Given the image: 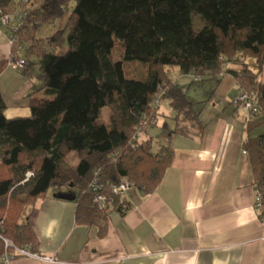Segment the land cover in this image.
I'll return each instance as SVG.
<instances>
[{
    "label": "trees",
    "instance_id": "1",
    "mask_svg": "<svg viewBox=\"0 0 264 264\" xmlns=\"http://www.w3.org/2000/svg\"><path fill=\"white\" fill-rule=\"evenodd\" d=\"M0 8L22 17L27 68L38 66L45 83L30 96L27 116L8 118L0 92V258L9 252L17 259L26 245L37 249V202L51 187H73L76 224L96 227L100 239L111 213L99 210V192L126 215L132 206L113 186L127 180L144 195L156 191L173 160L169 146L154 147L150 129L158 122L143 129L159 118L156 100L174 112L173 127L163 126L168 135L196 139L205 129L196 103L170 80L173 68L202 84L218 80L225 64L241 63L242 70L227 73L260 108L247 119L243 149L264 204V135L254 134L264 126V0H0ZM65 17L53 36H37L42 25ZM65 33L68 49L59 53ZM134 61L148 65L144 80L126 76L124 63ZM28 171L33 177L20 185Z\"/></svg>",
    "mask_w": 264,
    "mask_h": 264
},
{
    "label": "crops",
    "instance_id": "2",
    "mask_svg": "<svg viewBox=\"0 0 264 264\" xmlns=\"http://www.w3.org/2000/svg\"><path fill=\"white\" fill-rule=\"evenodd\" d=\"M10 39V30L0 26V92L5 114L13 118L30 114V96L45 83L38 66L14 68ZM247 62L250 65L251 59ZM242 69L241 63L225 64L218 80L189 88L205 126L203 134L196 139L167 134L165 146L171 148L173 160L160 186L149 195L131 188L125 195L131 210L110 214L106 237L97 238L96 227L76 224L75 201L60 198L76 191L72 186L71 192L58 188L37 202L33 228L35 252L58 262L19 257L11 264H263L258 190L243 149L246 112L234 104L242 88L227 73ZM163 113L158 110V117ZM168 115L170 123L164 125L171 129L174 112ZM254 134L264 135V126Z\"/></svg>",
    "mask_w": 264,
    "mask_h": 264
},
{
    "label": "built area",
    "instance_id": "3",
    "mask_svg": "<svg viewBox=\"0 0 264 264\" xmlns=\"http://www.w3.org/2000/svg\"><path fill=\"white\" fill-rule=\"evenodd\" d=\"M22 25V17L20 15L14 16L7 14L0 8V26L7 27L11 32L10 41L11 44L15 46V49L12 54V65L18 70L27 69V60L25 58L26 47L24 44L21 43L19 37V31ZM159 102L160 101L156 100V102L154 103L155 109L159 107ZM234 104L241 107L246 112V120L260 113V108L255 105L254 94L250 91L242 90L240 94L235 98ZM156 123L157 119L151 118L150 120H147L143 123V129L148 130ZM141 135L142 131H140L136 137H139ZM33 175V171H28L25 175V178L20 182V185H24L25 183L29 182ZM93 188L95 191L100 190V188L96 185V181L93 182ZM130 189L131 183H129L127 180H122L119 185L112 187V193L119 196H125ZM95 202L97 203L99 210L103 213H113V205L104 193L99 192L95 197ZM256 209L258 210L259 214L264 212L262 194L259 191L257 193ZM259 219L262 225L264 226V215L259 216ZM5 244L6 247H9L11 245V243L7 240H5ZM16 253L20 257H28L34 260H40L49 263L58 262L56 257L40 255L39 253L33 251L31 249V246L29 245L17 248ZM12 261L13 255H11V253L9 252H6L0 258V263L2 264H11Z\"/></svg>",
    "mask_w": 264,
    "mask_h": 264
},
{
    "label": "rangeland",
    "instance_id": "4",
    "mask_svg": "<svg viewBox=\"0 0 264 264\" xmlns=\"http://www.w3.org/2000/svg\"><path fill=\"white\" fill-rule=\"evenodd\" d=\"M74 2H72L73 4ZM67 20V17L63 18V19H58L56 22L50 23V24H45L42 25L38 31H37V36L41 37V38H47V37H51L53 36V34L57 31L60 30L61 28H63L65 22ZM196 23H199V19L196 18ZM68 49V44H67V38H66V33L64 34V36L61 38L59 44H58V52L62 53L64 51H66ZM113 56L115 60H119L122 59L123 56V50L119 47L115 48L113 51ZM250 67L251 68H255V60H251L250 63ZM124 69H125V74L128 78H134V79H139V80H144L145 78H147L148 76V65H144L141 64L139 62H130V63H124ZM169 77L170 80L172 82H178L180 88L186 93L188 94V90L190 87H193V89H197L199 88V86L197 84H194L193 82H191V80H187V75H183L181 74V72L179 71L178 68H173L170 72H169ZM179 77H183L182 79H179ZM247 91V90H246ZM189 98H193V95L191 93L188 94ZM159 110V112H164L163 114L160 115L159 118V127L160 128H156L154 127V147L157 150L158 147L161 146H165L167 145L168 141H167V133L164 132L162 125H164L165 123H170V118L169 115L170 113H172V108L169 105V102L167 100H162V102H160L159 107L157 108ZM158 122V120H157ZM152 130V128L150 129ZM154 149V150H155ZM73 156H71V158L69 159V162L71 163H76L77 160L74 156V154H72ZM58 188L55 187H51L49 190L48 194H52L53 192L58 191ZM65 192H71V190H69L68 188H63L62 189Z\"/></svg>",
    "mask_w": 264,
    "mask_h": 264
},
{
    "label": "water",
    "instance_id": "5",
    "mask_svg": "<svg viewBox=\"0 0 264 264\" xmlns=\"http://www.w3.org/2000/svg\"><path fill=\"white\" fill-rule=\"evenodd\" d=\"M60 198L67 200V201H74L76 197L75 196H69V195H62Z\"/></svg>",
    "mask_w": 264,
    "mask_h": 264
}]
</instances>
